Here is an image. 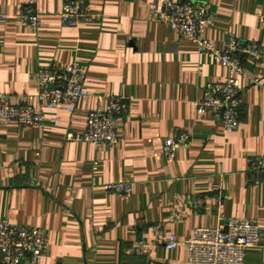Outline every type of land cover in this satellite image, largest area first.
I'll return each instance as SVG.
<instances>
[{
  "label": "crops",
  "instance_id": "0c3cea01",
  "mask_svg": "<svg viewBox=\"0 0 264 264\" xmlns=\"http://www.w3.org/2000/svg\"><path fill=\"white\" fill-rule=\"evenodd\" d=\"M29 1L0 0L9 16L0 20V93L32 98L41 69L74 63L89 93L74 114L30 99L49 123L43 130L0 125V222L48 237L40 264H190L186 247L170 251L162 241L185 242L233 218L264 228V175L255 168L264 169V57L244 58L242 123L227 132L195 106L208 83L227 77L226 67L149 16V3L189 0H90V21L73 28L62 22L64 0H34L38 30L20 19ZM191 1L216 15L204 36L219 50L230 34L264 49V0ZM104 95L133 98L120 142L96 150L67 141L68 132L86 131V113ZM180 132L192 145L169 162L163 141ZM122 182L133 195L105 192ZM246 264H264V245L246 252Z\"/></svg>",
  "mask_w": 264,
  "mask_h": 264
},
{
  "label": "built area",
  "instance_id": "2783aa9c",
  "mask_svg": "<svg viewBox=\"0 0 264 264\" xmlns=\"http://www.w3.org/2000/svg\"><path fill=\"white\" fill-rule=\"evenodd\" d=\"M89 4L90 0H64L61 14L63 25L73 28L90 21ZM148 12L153 22L169 26L181 38L195 43L201 53L209 54L216 63L226 67L227 77L208 83L202 96L195 101V106L200 115L211 113L218 116L227 132L237 130L242 123L240 80L245 77L244 58L261 60L264 57L262 45L256 41H241L230 34L225 48L219 50L204 36V31L215 24L216 15L201 2L166 1L162 6L149 3ZM8 19L9 16L0 7V20ZM20 19L32 29H39L41 17L36 1L31 0L23 7ZM87 83V75L78 63L65 68L41 69L37 75L36 94L32 98L0 93V125L16 123L43 130L49 123L30 104V99L44 109L64 108L66 112L74 114L80 100L89 96ZM132 101V97L100 96L97 109L86 113V131L82 134L68 132L66 140L90 143L96 150L104 145L114 147L120 142L119 121L129 115ZM50 123L55 124L56 120ZM191 145V134L180 132L163 141L164 157L172 162L181 149ZM255 168L264 175V169L259 164L256 163ZM104 190L108 194L130 197L134 187L125 182L111 183L105 185ZM49 244L48 237L38 228L0 222V264H40L48 254ZM162 244L170 251L179 246L186 247L190 264H246V252L264 245V228L255 220L233 218L225 227L198 228L185 242L170 236Z\"/></svg>",
  "mask_w": 264,
  "mask_h": 264
}]
</instances>
